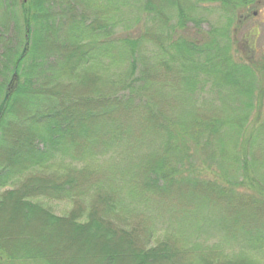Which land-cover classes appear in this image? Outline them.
Wrapping results in <instances>:
<instances>
[{
	"label": "trees",
	"instance_id": "trees-1",
	"mask_svg": "<svg viewBox=\"0 0 264 264\" xmlns=\"http://www.w3.org/2000/svg\"><path fill=\"white\" fill-rule=\"evenodd\" d=\"M193 1L66 0L68 11L81 10L73 16L44 6L54 0H22L15 48L2 37L15 15L0 14V215L8 226L0 229V264H264V230L250 226L254 216L243 206L254 204V213L264 205V159L246 134L252 112L253 120L264 118L263 93L254 97L250 83L264 72V57L259 67L235 60L226 30L216 39L196 17L206 5L244 8L254 0ZM188 25L193 36L183 34ZM163 68L172 78L156 81ZM208 84L224 113L209 120L192 99ZM173 94L179 105L170 121L163 108ZM258 131L264 134V120ZM195 160L206 169L193 168ZM179 186L192 198H212L210 231L195 227L188 240L173 228L175 242L142 249L106 219L152 207L153 197L180 193ZM94 189L106 195L100 213L88 204ZM38 199L87 204L57 217ZM188 213L179 211V223ZM211 231L209 243L201 236ZM58 236L78 246L67 252Z\"/></svg>",
	"mask_w": 264,
	"mask_h": 264
},
{
	"label": "rangeland",
	"instance_id": "rangeland-1",
	"mask_svg": "<svg viewBox=\"0 0 264 264\" xmlns=\"http://www.w3.org/2000/svg\"><path fill=\"white\" fill-rule=\"evenodd\" d=\"M22 0H6L5 2H2L3 5L0 7V14L1 16L7 14L8 12L11 13V15H15L16 21L13 19L12 21L9 20L7 23V26L3 29V39L5 40V43L9 42L11 48H15L17 42L15 41V35H18V38H22V32H16L17 29L22 30V24L20 23V18L16 17L19 16L20 8L19 3ZM181 2V4L184 5V7H190L189 3H193V0H178ZM177 2V0H176ZM155 4H158V1H155ZM186 5V6H185ZM44 6H62V8L66 11H68L69 6L66 4L65 1L54 0L52 5H44ZM76 6V5H75ZM167 6V5H166ZM72 7V6H70ZM82 7V6H80ZM10 8V9H9ZM234 8V9H233ZM229 7V8H223L219 4H211L203 6V8H199L196 10V17H199L202 19V23L200 25V30L203 32H211L216 39H219L221 37V34L225 32L226 30V36L230 37V41H232V50L231 53L234 56V59L237 60L240 58V61H245L249 63H253L256 61V64L261 60L262 57H264V0H254L252 5L249 7ZM5 10L7 12H5ZM60 9L58 7H55L54 11L58 12ZM61 11V10H60ZM73 16H81V10H75L70 9L68 11ZM67 13V12H66ZM65 13V14H66ZM139 25H134L133 27L130 24V30L137 31ZM187 34L188 36H193V27L191 25H188L187 31H185L183 34ZM60 35L57 34L56 37H59ZM207 36V35H206ZM204 36L206 39L205 42H210L212 35L210 36L209 41H207V37ZM197 38H200L199 36H196ZM19 40V39H18ZM212 41V40H211ZM22 41H18L20 44ZM8 46V45H6ZM148 50H151V46H149ZM1 50H0V58H1ZM14 52V50H13ZM150 66V64H149ZM260 66V63L257 65V67ZM139 65V69H140ZM261 70L258 68V71ZM254 72V71H253ZM136 74L139 76V72L137 71ZM168 74V75H165ZM172 72L170 70H167L165 68L162 69V73H158L156 75V81H162V80H170L172 77ZM264 72L261 73V71L254 73L252 81L250 82L253 87V94L254 97H256L260 91L262 94V101H263V107L262 112H264ZM263 79V81H262ZM168 83V82H166ZM213 86L208 84V86L205 87L203 92H196L192 97L195 105H199V109L197 111V115L212 118L215 114L224 116V113L221 114L220 107H221V101L219 98V92L215 93L212 92ZM227 92L224 90L222 91L221 95L226 94ZM82 92L80 90L76 91V95H81ZM145 94V93H144ZM176 96L171 95L165 96V108L164 113H166V118H169L170 121H175V115L176 112L174 111L175 108L179 105L178 101L176 99V103L174 98ZM146 99V97H144ZM150 99V97H149ZM163 101V100H162ZM139 103H143L141 101H137ZM185 104V103H184ZM173 105V106H172ZM178 114V113H177ZM228 115H232V111L228 113ZM254 112L250 114L249 121L250 124L247 127L246 134H250V140L249 142H252V140H260L259 137L262 139V133L261 131L257 132V129L259 125L263 122V114L261 117L255 121V118L253 120ZM252 123H254L252 125ZM255 143L253 144V148L251 152L255 155V157L259 159H264V143ZM258 144V145H257ZM250 144L249 146H251ZM4 147L3 145H1ZM6 148V147H5ZM4 150H0V153ZM4 153H2V157L0 154V159H6L3 156ZM198 160V159H197ZM196 161V160H195ZM2 164L0 160V165ZM210 164V168L216 173V167ZM193 168H199V169H206L205 166L201 165L200 161H192ZM203 178L206 179H212V173L211 171H203L201 174ZM112 185V184H110ZM19 185H16L15 188L19 189ZM180 187V186H179ZM189 189V190H188ZM7 190V188L2 189V191ZM180 193H173L168 195H157L154 198V200L150 201L151 206H144L139 210H130L126 209V214L116 213L111 214L112 220L109 218H106L109 222H111L114 226L122 229L129 230L135 235L137 246L141 247L142 249H148V247H152L156 245L158 242H163L165 240L171 241L177 240L179 237L176 232H173L175 230L181 231V237L191 240L194 239V229L195 227L201 226L204 230L210 231L209 228L212 227V198L209 202L203 201L197 196H194L193 198L188 194L191 193L190 188L188 186L186 187H180ZM1 191V192H2ZM186 192V193H184ZM196 194L199 195V191H196ZM94 197L90 199V202H88L90 208H94V211L97 213L102 212V210L107 208L106 203V195L102 191L94 189ZM185 196L186 203H183L181 201V197ZM189 196V198L187 197ZM35 202H38L40 205H42L44 208H46L50 213L57 217H64L70 214L71 210L74 208H78V210L85 211V203L87 202H75L74 204L68 203L67 201H56L53 199H38L34 200ZM249 205L250 208L247 206ZM243 206L248 207V215L254 216V219L250 220V226L256 225L257 227H261L264 230V205L257 207L256 211L253 213L252 209L254 208V204L248 202V204H243ZM145 210H144V209ZM182 209H187L189 211L188 217L184 215V218L187 219L188 223H179V211ZM251 210V211H250ZM7 217L2 214L0 215V229L5 230L8 226L6 225L5 221ZM190 218V222L188 219ZM256 218V222L254 223V220ZM24 220V219H23ZM171 222V223H169ZM190 223V224H189ZM170 224V226L168 225ZM10 226V224H8ZM22 225L24 223L22 222ZM190 225V226H189ZM189 226V227H188ZM171 227V228H170ZM12 228V227H11ZM40 228V226H39ZM175 229L171 231V229ZM200 228V227H199ZM170 231L173 232L170 235ZM44 232V231H43ZM48 230H45V233L48 234ZM183 233V234H182ZM170 235V236H168ZM188 237V238H187ZM201 237L205 238L206 242L212 243V231L210 233H207L206 235H202ZM173 238V239H172ZM196 238V237H195ZM61 239V241L57 242L58 246H63L66 251L68 252V248H70V243L75 244V242H71V240L63 239L58 236L56 240ZM203 240V239H202ZM78 241V240H77ZM175 242V241H174ZM78 246V245H77ZM235 246V245H234ZM136 247V245H135ZM223 249L227 250V247L229 245L224 244ZM66 252V253H67ZM72 252V251H71ZM67 255H64V257ZM68 258V257H65ZM186 261V260H185Z\"/></svg>",
	"mask_w": 264,
	"mask_h": 264
}]
</instances>
